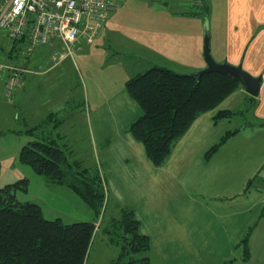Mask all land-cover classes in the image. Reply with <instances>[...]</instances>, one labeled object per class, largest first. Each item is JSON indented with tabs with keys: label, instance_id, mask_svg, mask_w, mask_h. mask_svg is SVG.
<instances>
[{
	"label": "rangeland",
	"instance_id": "1",
	"mask_svg": "<svg viewBox=\"0 0 264 264\" xmlns=\"http://www.w3.org/2000/svg\"><path fill=\"white\" fill-rule=\"evenodd\" d=\"M175 1L167 2L169 5H176ZM205 1L209 5V0ZM212 1L217 5L214 19L203 9L195 17L201 19L204 42L206 32L210 33V38L213 36L212 54L222 56L225 40L222 9L224 4L222 0ZM164 2L166 0H120L114 12L116 16H110L107 22L111 33L116 36H107L104 41L99 38L91 45L87 44L88 42H81L80 50L74 52V57L68 60V64H62L50 71L48 69L57 62L55 55L50 57L47 55L51 53L48 46L38 48L31 57L26 58L25 45L19 43L14 49V42L8 38L6 31L0 28V63L12 65L27 63L30 70L27 73L29 80L25 84H22L24 80L20 82L23 92L18 104L11 95L0 97L8 101L5 103L12 107L13 111L23 109L24 117L36 119L32 116L36 111L40 116L39 127L34 136L6 132V126L0 122V189L26 179L27 190H14L15 195L21 202L40 205L47 220L61 219L64 224L93 222V215L80 197L65 186L47 184L43 176L20 161L21 150L29 141L37 136L41 141L49 136L56 138L59 134L63 138L57 140V146L66 150L71 159L81 161L84 168L97 167L103 172L111 199L109 213L115 209L116 200L131 203L142 215L145 214L148 220L160 212L161 209L154 206L155 195L151 194L153 189L150 188L155 178L150 176V171L140 157V155L143 158L147 157L145 148L130 131L131 125L143 115V109L137 101L126 94L125 89L128 78L140 72L143 74L151 68L145 69L148 67L150 55L142 48H138L135 41L147 43L153 39L150 35L151 30H163V7H166ZM218 6H221V9ZM129 38L134 43L120 44L122 39ZM10 54H13V58H10ZM244 106L239 105L237 107L239 114L228 122L217 120L215 131L221 129L222 135L228 130L241 129L247 122L255 121L252 108ZM243 114L245 116H241ZM83 115L87 117L85 123ZM47 116L51 117V121L45 124ZM29 121L27 124L31 125ZM27 124L25 122L22 127L26 129ZM255 128L244 129L235 137L236 140L232 138L218 153L221 157L236 158L232 161V166L237 162L242 172L251 174L249 184H246L245 188L253 189L257 185L262 188L264 184V142L261 141L263 136L258 134L257 129L260 128ZM129 138L132 140H128ZM137 143L141 145L143 152L139 151ZM197 150L198 146L195 145L187 154L191 155ZM147 160L155 166L148 157ZM196 178L198 177H191L188 182H193ZM224 178V181H217L215 186L225 191L239 181V175ZM160 186L162 185H158L157 189L161 191L159 195L163 196ZM232 190H237V187H233L231 192ZM230 193H226L228 194L226 196L229 198L235 196L234 194L230 196ZM254 197L250 199L252 203L255 202L256 196ZM261 197H264V194ZM260 209L258 207L253 212L249 210L246 216L247 219L254 220V225L249 228L245 237L250 248L251 260H248V264H264V245L250 242V236L258 227L261 218ZM152 224L156 225L157 222ZM143 225L149 231L147 221ZM109 226L111 221L107 217L94 236L88 264H113L118 258L120 251L110 241L115 235ZM156 226L152 229L160 231ZM106 229L110 233H107ZM259 232L260 228L256 230L254 236ZM151 241L157 249L155 251L153 248L154 254L150 264H163L160 252L163 244L155 245L157 241L154 238ZM243 247L245 248L244 245ZM124 261L126 263V260Z\"/></svg>",
	"mask_w": 264,
	"mask_h": 264
},
{
	"label": "crops",
	"instance_id": "2",
	"mask_svg": "<svg viewBox=\"0 0 264 264\" xmlns=\"http://www.w3.org/2000/svg\"><path fill=\"white\" fill-rule=\"evenodd\" d=\"M167 1L164 2L166 7H163V30H151L150 35L153 36V39L147 43L135 41L138 48H142L150 55L148 67L145 69L158 66L179 74H191L205 69L207 63L204 58V31L201 27V19L192 14L195 13L193 8L195 0H176V5H169ZM222 2L224 4L222 8L224 10V55L215 56L214 53L212 54V50L211 54L214 55L213 58L218 63L241 65L254 77L262 76L263 82L259 96L249 102L251 96L241 87L216 108L199 115L186 134L174 145L172 153L162 165L163 167L151 165L147 157L143 158L140 155L150 171V176L155 178L151 182L150 188L153 189L151 194L155 195L154 206L161 209L158 214L152 215L148 220V217L145 214L142 215L131 203H122L115 199L117 206L121 204L132 206L141 222L142 232L151 237L150 240L154 238L157 241L155 245L163 244V249L160 248L163 264H228L230 261H232L230 264L236 262H238L237 264H248V260L243 258V249L238 245L247 236L249 228L254 225L253 218L247 219L246 217L248 211L253 212L258 207L261 208L259 211L261 218L258 227L250 236V242L264 245V224H262L264 197H261L264 194V184L262 188L255 184H253L254 189L245 188L246 184H249L251 174L246 171L242 172V168H238L237 162L232 166V161L236 158L218 156L221 148L226 146L232 138L240 135L244 129L260 128L255 129L258 130V134L263 136L261 141L264 142V0H222ZM202 5L201 9L214 19L217 5L212 0H209V5L204 0ZM117 7L109 14V17L116 16L114 12ZM218 8L221 9V6ZM107 36L116 35L111 33L106 24L104 30L91 43L87 44H94V41L99 38L104 41ZM211 41H213V36L210 38V49ZM131 42H133L131 38L122 39L120 44L129 45ZM80 44L76 43L75 51L80 50ZM49 48L51 53L47 55L54 56L56 51H62V43L55 41L54 46ZM116 48L123 50V48ZM70 58L67 57L56 64L53 63L48 71L62 64H68ZM24 65L27 66V63ZM141 73L135 74V76ZM22 80H24L22 84L29 80L27 74L23 76ZM22 92L20 85L13 94L12 99L15 98L17 104L22 97ZM126 94L129 96L127 90ZM6 101L0 97V110L5 108L4 111H0V122L6 126V132L25 135V130L39 124L38 111L32 115L36 119L24 117L23 109L15 112L5 103ZM239 105L241 107L250 106L255 121L247 122L241 129L228 130H239V132L229 138L215 154L207 158L206 153L209 149L228 132L221 135V129L218 132L215 131L217 129L214 127L215 123L218 124L215 119L217 114L222 110L238 112ZM83 118L85 123L87 117L83 115ZM231 119L222 121L228 122ZM29 120H33V122ZM6 121L8 122L5 123ZM28 121L31 122V125L27 124ZM25 122L26 129L22 127ZM15 131H21L22 134ZM137 145L139 151L143 152L141 145L138 143ZM195 145L198 146V150L188 155L187 153ZM233 175H239L238 183L233 186L237 187V190L231 192L232 187L225 191L215 186L217 181H224V177ZM191 177L198 178L193 182H188ZM158 185H162L160 189L163 190V196L159 195L161 191L157 189ZM252 191L256 193H252ZM226 193H230V196L234 194L233 200H230L232 198L226 196L228 195ZM254 196L256 199L252 203L250 199L255 198ZM146 221L151 229L149 231L143 225ZM153 222H157V226L152 224ZM153 226L158 227L160 231H154ZM258 228H260V232L254 236ZM151 246L150 257L152 260L154 249L156 251L157 246L154 247L152 241Z\"/></svg>",
	"mask_w": 264,
	"mask_h": 264
},
{
	"label": "trees",
	"instance_id": "3",
	"mask_svg": "<svg viewBox=\"0 0 264 264\" xmlns=\"http://www.w3.org/2000/svg\"><path fill=\"white\" fill-rule=\"evenodd\" d=\"M240 88L228 75L210 73L198 78L155 66L126 82L129 96L143 109L130 131L143 144L148 159L156 167L162 166L195 119ZM249 99L252 102L256 98ZM237 114L222 110L215 119H231ZM47 118L45 124L51 121V117ZM38 127L24 133L34 136ZM238 132H226L206 157L210 158ZM62 138L49 136L41 141L37 136L23 146L20 161L43 176L47 184L65 186L80 197L93 215V222L64 224L61 219L47 220L40 205L21 202L14 193L17 189L27 190L28 180L9 184L0 189V264H88L94 236L107 217L115 235L110 241L120 251L113 264H149L151 240L142 232L135 209L114 205L116 210L109 213L111 199L103 172L97 167L84 168L81 161L71 159L66 150L57 146V140ZM106 232L110 233L108 229ZM238 246L243 249L244 260H249L248 239Z\"/></svg>",
	"mask_w": 264,
	"mask_h": 264
},
{
	"label": "built area",
	"instance_id": "4",
	"mask_svg": "<svg viewBox=\"0 0 264 264\" xmlns=\"http://www.w3.org/2000/svg\"><path fill=\"white\" fill-rule=\"evenodd\" d=\"M118 0H0V28L15 44H24L26 58L40 47L62 43L55 61L74 57L76 43H91L106 27ZM195 12L202 0H195ZM13 46V47H14ZM30 70L24 64L0 63V95L13 96L23 76Z\"/></svg>",
	"mask_w": 264,
	"mask_h": 264
},
{
	"label": "water",
	"instance_id": "5",
	"mask_svg": "<svg viewBox=\"0 0 264 264\" xmlns=\"http://www.w3.org/2000/svg\"><path fill=\"white\" fill-rule=\"evenodd\" d=\"M204 58L207 63V67L194 73V75H196L198 78L210 73L228 75L237 81L244 91L251 97L257 98L259 96L263 77H254L249 72L245 71L241 65L234 66L229 63L216 62L211 54L209 32H206L204 42Z\"/></svg>",
	"mask_w": 264,
	"mask_h": 264
}]
</instances>
